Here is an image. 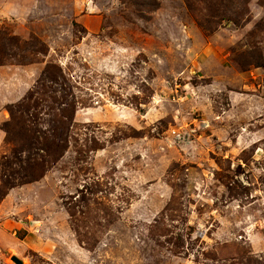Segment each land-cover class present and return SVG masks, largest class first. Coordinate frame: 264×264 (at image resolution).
<instances>
[{
	"label": "rangeland",
	"instance_id": "rangeland-1",
	"mask_svg": "<svg viewBox=\"0 0 264 264\" xmlns=\"http://www.w3.org/2000/svg\"><path fill=\"white\" fill-rule=\"evenodd\" d=\"M262 1L0 0L1 44L38 41L0 66V160L47 66L79 102L63 159L0 199V264H264Z\"/></svg>",
	"mask_w": 264,
	"mask_h": 264
},
{
	"label": "trees",
	"instance_id": "trees-1",
	"mask_svg": "<svg viewBox=\"0 0 264 264\" xmlns=\"http://www.w3.org/2000/svg\"><path fill=\"white\" fill-rule=\"evenodd\" d=\"M206 1L226 8L228 3L233 6L236 1L245 4L248 0ZM261 4H264V0ZM226 12L222 13L223 18ZM232 22L238 25L237 21ZM8 40L6 45L0 42V66L12 63L13 60L18 65L33 62L30 59L32 53L38 51V41L33 40L29 46L23 45L19 39ZM40 52L46 53L43 49ZM78 103L74 88L62 69L51 64L47 66L35 89L23 101L7 108L10 118L2 125V130L6 134V143L12 146V152L0 160L3 184L0 199L11 189L41 181L63 159L76 127Z\"/></svg>",
	"mask_w": 264,
	"mask_h": 264
},
{
	"label": "water",
	"instance_id": "water-1",
	"mask_svg": "<svg viewBox=\"0 0 264 264\" xmlns=\"http://www.w3.org/2000/svg\"><path fill=\"white\" fill-rule=\"evenodd\" d=\"M12 262H13L14 264H25V263H23V261H22L21 259H19L17 256H13V257H12Z\"/></svg>",
	"mask_w": 264,
	"mask_h": 264
}]
</instances>
